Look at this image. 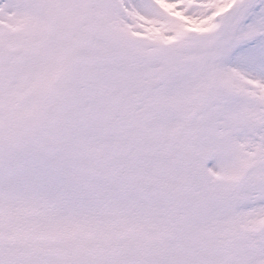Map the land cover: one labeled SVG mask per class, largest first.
<instances>
[{"label": "snow or ice", "instance_id": "obj_1", "mask_svg": "<svg viewBox=\"0 0 264 264\" xmlns=\"http://www.w3.org/2000/svg\"><path fill=\"white\" fill-rule=\"evenodd\" d=\"M0 264H264V0H0Z\"/></svg>", "mask_w": 264, "mask_h": 264}]
</instances>
